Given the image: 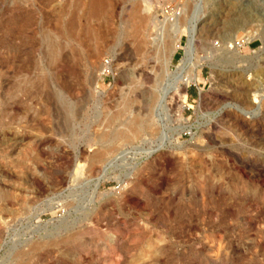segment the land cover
I'll use <instances>...</instances> for the list:
<instances>
[{
  "label": "rangeland",
  "instance_id": "rangeland-1",
  "mask_svg": "<svg viewBox=\"0 0 264 264\" xmlns=\"http://www.w3.org/2000/svg\"><path fill=\"white\" fill-rule=\"evenodd\" d=\"M90 2L0 0V264H264V0H107L108 23ZM196 5L206 58L177 110L150 34L165 7ZM131 83L157 89L158 114L113 140L126 116H108L146 103Z\"/></svg>",
  "mask_w": 264,
  "mask_h": 264
},
{
  "label": "bare ground",
  "instance_id": "bare-ground-1",
  "mask_svg": "<svg viewBox=\"0 0 264 264\" xmlns=\"http://www.w3.org/2000/svg\"><path fill=\"white\" fill-rule=\"evenodd\" d=\"M188 3H190V2H188ZM188 3L186 2V4H188ZM189 8H190V4H189ZM89 11H90V14H92L94 16H97V15L102 13L105 16L104 17L105 18V22L108 23V18H109L110 15H109V10H108V2H107V0H91L90 6H89ZM183 11H184L183 8H179V9L175 8V10H174L173 8H166L165 7L162 10V13L160 15H158V16H162L161 20L157 19V17H154V18L157 19V21L155 23H153L154 24L153 26H154L155 30L153 29L154 33L151 32L152 34H150V36L152 37V41H151L152 43H157L158 42V44H160V43L162 44V42L164 41L163 42L164 46H162L161 49L157 47L158 49H160V52H161V55L159 54L160 55L159 57H160V62L162 64V68H161V70L159 69L158 73H155L156 78L153 75L154 79L156 81H158V82L160 81L161 83H162V81L163 82L166 81V85L165 86H163V85H161L159 83L161 86H163L162 87L163 95H161V96H164V95L166 96V94H168V95L170 94L169 97H170L171 100H173V102H174V103L172 102L174 104L173 106L177 110H179L180 107L182 106V105H179L180 102L183 103V104H184V102H186V95L187 94H186L185 90H186V88L188 86V83L189 82H194L196 80L197 67L200 65V64L198 65V62L202 61V60H204L206 58L204 56L202 57V56H198L197 55L196 46H195L196 45V40H197V34L201 30L199 22L201 20H204L205 16H203L202 11H201L200 7H198V5L194 6L193 10L191 11V14H189V16H187V17L186 16L184 17L183 15H181L182 17L180 16V14H182ZM241 11L242 10H240L239 12H241ZM239 15H242V14H239ZM243 18H244V16H243ZM139 19L140 18H138L137 20H139ZM144 20H145V18H144ZM234 20L236 21V18ZM242 20L243 19L240 16V19L237 20V22L238 23L240 22V25H241L242 23H244L243 22L244 20L243 21ZM139 21H141V19ZM231 21H232V19H231ZM158 22H159V24H157ZM236 25H238V24H236ZM236 25L235 26L233 25V26L236 27ZM233 26H232V28H234ZM166 27L169 30L172 29V31H169V33L167 35L164 32V29ZM130 28H132L131 31H134V32L137 30L136 26L135 27H131V25H130ZM166 32H167V30H166ZM183 34H186V36L188 37L186 45L184 46V57L180 60V63L177 66H175V70H171L170 65H171L172 57H173V54L175 53V51L177 50V48L180 46V41H181V38H182ZM225 38H226V36L224 37V39ZM106 39H107V35L104 36V41L103 42H105ZM142 41H144V40H142ZM234 42H235L234 41V35H232L229 38H227L224 41L226 49L228 50L230 48H233L235 46ZM148 43L149 42L147 40H145V42L142 44V46H140V48H142V47L146 48ZM101 53H102V51H101ZM94 54H95L94 56H97L100 53L98 54V52H95ZM234 55H237V53H234ZM108 69H110L109 65H104V64L100 63L99 67L97 68V71H98L99 74H103V73L108 72L109 71ZM151 70H152V68H151ZM138 72H139L138 75L142 76L143 79L145 78V80H147V81H148V79L150 77H152V75H150L151 72L149 73V71L146 70V69H140ZM152 79L150 78V81H152ZM39 81H42V80H39ZM90 81H92V80H90ZM155 86H156V84H155ZM145 88L143 87V89H144V90L142 89L143 92L140 91L142 93L140 95L138 93V90H140V87L135 85V84L133 86V84L131 83V84H129L127 86V93H126L128 95V93L130 94L131 92H133V94H135L134 98H136L138 96L145 97L144 99L146 100L145 101L146 103L144 105L142 104V102H140L141 100L138 101V103L140 102L143 105L142 112H137V111L134 112V109H133L134 113H131V114H129V116H127L125 113L128 110L127 107H128V105H129V103L131 101H130V99H126V101H124L123 104H122V108L117 109L118 111L116 110V113L113 116H111V117L108 116L107 120H108L109 124H111V122H114V121H116L119 118L122 120V118L124 116H126L124 118V120L122 122H120V125L118 126V127H120L119 129H121V130H117L116 129V130H113V131L111 130V132L109 131L110 133L108 135H111L113 140L122 139L124 137L125 132H127V133L129 132V133H132L134 135L136 134V136H137V134L142 133L146 129L149 130L148 128H150L152 125L154 126V122H153L154 121V117H156V115L158 114V112H157L158 110L154 109V104L156 102L159 103V101H161V100H160L159 95L157 94V92L154 91L156 88L153 89V92L151 90L150 91H146L148 89H145ZM149 89H151V88L149 87ZM147 92H150V93L152 92L153 94H148L147 95L146 94ZM159 92L160 91H158V93ZM131 97H132V95H131ZM125 98H124V100H125ZM161 98H165V97H161ZM135 102H137L136 99H135ZM139 107L141 108V106H139ZM129 108H130V106H129ZM233 109L238 111V113L237 112H233V113H231L229 115L232 118L233 122L238 123V124H240V125H242L244 127H247L250 130V128L253 127V122H252V120L250 118H248V116H249L248 112H246L244 109L240 110V109L235 108V107ZM131 111H129V113ZM244 116H246V117H244ZM105 134L104 135H102V134L100 135V136H102L101 139H99L100 142L102 140H105L106 137H109L107 134L106 135ZM128 135H130V134H128ZM130 139H131V137H130ZM161 140H163V139L161 138ZM163 146H164V143L159 144L158 145V149L163 148ZM105 147L107 148V146H105ZM154 150H150L149 149V151H147V153L151 154ZM99 151H101V150H99ZM97 153H99V152H97ZM102 177L103 176L99 175V177L96 180V183H95L96 185L95 186H98V184L102 180Z\"/></svg>",
  "mask_w": 264,
  "mask_h": 264
}]
</instances>
